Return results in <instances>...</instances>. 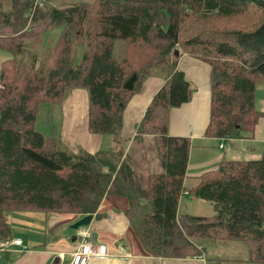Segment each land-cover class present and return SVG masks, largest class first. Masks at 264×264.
<instances>
[{
	"label": "trees",
	"instance_id": "16d2710c",
	"mask_svg": "<svg viewBox=\"0 0 264 264\" xmlns=\"http://www.w3.org/2000/svg\"><path fill=\"white\" fill-rule=\"evenodd\" d=\"M99 6L95 27L84 33L93 49L78 63L71 36L77 31L84 40L75 16H91V9L72 0H47L45 9L36 0H0V31L20 37L6 43L0 36V48L12 54L0 73V241L11 239L8 216L17 208L95 216L101 200L114 194L129 199L127 215L153 256L194 257L205 253V242H218L239 244L252 263L264 264V155L223 159L188 189L193 142L169 132L171 109L194 93L178 65L188 53L212 66L205 137L254 134L262 115L255 98L264 84V0H103ZM28 23L43 25L39 41L22 37ZM55 32L50 49L46 36ZM152 75L165 82L137 137H156L163 172L152 174L145 189L127 149L113 141L127 103ZM74 87L89 91V130L104 137L95 154L69 153L37 128L41 106L61 104ZM186 191L211 202L215 214L180 216Z\"/></svg>",
	"mask_w": 264,
	"mask_h": 264
},
{
	"label": "crops",
	"instance_id": "0c3cea01",
	"mask_svg": "<svg viewBox=\"0 0 264 264\" xmlns=\"http://www.w3.org/2000/svg\"><path fill=\"white\" fill-rule=\"evenodd\" d=\"M4 53L9 52L0 48V73L3 63L8 59ZM178 65L193 86L194 93L190 101L171 109L169 132L174 136L189 137L193 142L187 168L186 185L188 189L198 183L199 177L204 172L217 169L223 159L253 160L263 157L264 84H261L256 92L255 105L262 115L253 135L230 140L206 138L205 131L211 113L212 66L206 60L188 53H183L179 57ZM164 82V79L157 75L146 78L123 112V129L125 128L124 132L128 133L131 141L128 148L129 156L144 188L147 187L152 174L163 172V166L157 149L156 137L146 134L138 139L136 126L142 121L153 97ZM40 121L42 122L39 130L48 136L59 138L66 147H72L73 151L69 153L78 154L80 151H86L95 154L103 146V135L89 130V91L87 88H72L66 99L59 105L43 104V119ZM38 126L39 118L37 128ZM75 132L77 134L75 138L69 137ZM211 143L214 149L219 151L216 155L208 153L212 147L209 145ZM222 143L225 144L224 148L220 147ZM248 155L255 158H241ZM192 198L195 197L192 196ZM129 207L130 201L126 196L108 194L101 200L97 210L98 214L93 216L88 228L93 232L97 243L106 247L108 257L93 258L89 264H223V260L217 254L223 253L227 247L233 245L219 243V246H210V242H205V253L194 257L153 256L145 250L131 225L127 215ZM178 212L179 215H184L180 207ZM42 214L46 216L44 220L43 216L40 219V223L43 220L42 230L39 229L40 224L37 221L32 222L29 219L25 220V223L29 224L19 226L27 228L32 225L42 234L34 235L31 232L32 234L28 237L16 235L14 238H22L27 248L12 246L5 252L0 251V264H59L62 257L76 250L78 247L77 231L72 229L71 225L81 216L78 213L54 211H43ZM14 223L23 225L17 218ZM121 246L126 247L127 252L122 251ZM233 261V264H255L246 256L233 258Z\"/></svg>",
	"mask_w": 264,
	"mask_h": 264
},
{
	"label": "rangeland",
	"instance_id": "374dc122",
	"mask_svg": "<svg viewBox=\"0 0 264 264\" xmlns=\"http://www.w3.org/2000/svg\"><path fill=\"white\" fill-rule=\"evenodd\" d=\"M72 1H74V3H79L81 6H84V8L91 9V16L87 15V17L84 19H81L77 15L75 16V18H76L75 20L77 22L78 21L81 22V24H79V26H78V31L82 32V34H83L82 40H84V41H81V40L77 39L76 35L79 34L77 31L74 34H72V36H71L73 41H74L73 49H74L75 54H76V60L79 63L83 51L86 49H91V48L93 49V45L87 43V41H86L87 37L84 35V33L90 32V29H93L95 27L96 20L98 19V12L100 10L99 1H101L103 3V0H72ZM46 2H47V0H40L38 2V5H42V7H43V4ZM43 9H45V7H43ZM42 30H43V25L38 27V26H33V23L32 24L28 23L27 27H25L23 30L24 34L22 35V37L24 38V40L31 41V42L39 41L40 38L42 37V36H40L41 35L40 33ZM10 31L11 30L0 31V36L5 37V39H3V40L6 43H10L12 41V39H15L17 36V33L10 32ZM58 34H59L58 32L47 34L46 39L51 38L50 39L51 45L49 46L50 49H54V46H55L57 38H58ZM93 36H95V35H93ZM18 38H20V37H17L15 39V41ZM89 38H91V37H89ZM77 40L81 41V42H78ZM120 43H122V42H120ZM65 47H66V44H65V41L63 40V42L61 44V48H59L60 53L63 51V49ZM41 50L42 51H40V54H39L40 59L42 58L43 47ZM4 55L7 58L12 57L11 53H4ZM39 66H40V63H38L37 68H39ZM38 118H39L38 129H39V127L41 128V122H42L40 120L43 119V105L41 106V108L39 110ZM137 126H136V130H137ZM124 129H123V120H122V127L119 130V132H120L119 138L116 141H113V144H114V146L123 147L124 149L126 148L127 152L129 153L128 148H129V144L131 143V141H130V137L128 136V133L124 132ZM76 135L77 134L75 132L73 134V136H69V137L75 138ZM137 138L140 139L142 137H137ZM209 145L212 146L213 143H211ZM107 146L108 147L110 146V142H107ZM67 149L69 152L73 151L72 147H70V146L69 147L67 146ZM217 151L218 150H215L214 147L212 146L210 148V150L208 151V153H213L214 155H216L219 152V151L218 152ZM129 154H128V156H129ZM232 156H237V155H232ZM258 156L260 158V155H258ZM129 158H130V156H129ZM241 158L242 159H249V158H255V157L252 155H248L246 157H241ZM141 185H142V183H141ZM179 207H180L182 214H184V215L212 216L215 214V209H214V206L212 205L211 202L204 200V199L192 198V195L189 193L183 194V196L181 197V200H180ZM41 212L43 213V211H36V210H34V208H26V209L17 208L15 210H13L11 212V214L8 216L9 224L12 228V231H11L12 237L11 238L13 239L14 237H16V235L28 237L30 234H32L31 232H33L34 235L42 234V232L35 230L34 226H32V225L27 226V228H29V229L24 228V227H19V226H25V225L29 224V223H25V220L29 219L32 222L37 221L38 224H40V226L38 225V227H40L39 229L42 230L44 228L43 227V220L46 218V216H43V214ZM54 212H65V211H54ZM66 212L76 213L73 211H66ZM42 216H43V220H42V223H40V221H41L40 219ZM15 218H17L21 222V224H23V225H19V224L14 223ZM213 245L219 246V243L218 242H216V243L210 242V246H213ZM209 254H211V252H209ZM245 254H246V250L243 246H241L239 244H233L232 246L227 247L223 253L217 254V256L223 260V264H233V262H234L233 258H241V257H244ZM228 258H229V260H227Z\"/></svg>",
	"mask_w": 264,
	"mask_h": 264
},
{
	"label": "built area",
	"instance_id": "2783aa9c",
	"mask_svg": "<svg viewBox=\"0 0 264 264\" xmlns=\"http://www.w3.org/2000/svg\"><path fill=\"white\" fill-rule=\"evenodd\" d=\"M36 1L38 3L40 0ZM220 147L224 148L225 144L222 143ZM88 227L83 226L77 230L76 239L78 241V247L72 253L62 257L59 264H89L93 258L108 257L106 247L103 244L97 243L93 232ZM12 246L27 248L22 238H11L0 241V251L5 252ZM121 250L127 252L124 246H121Z\"/></svg>",
	"mask_w": 264,
	"mask_h": 264
},
{
	"label": "water",
	"instance_id": "95a60500",
	"mask_svg": "<svg viewBox=\"0 0 264 264\" xmlns=\"http://www.w3.org/2000/svg\"><path fill=\"white\" fill-rule=\"evenodd\" d=\"M92 214L86 215L81 217L79 220H77L75 223H73L71 225V228L74 229L75 231H77L79 228L83 227V226H88L91 224L92 219H93Z\"/></svg>",
	"mask_w": 264,
	"mask_h": 264
}]
</instances>
